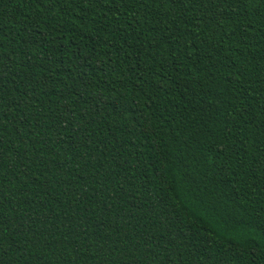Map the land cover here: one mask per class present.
<instances>
[{"label":"trees","instance_id":"trees-1","mask_svg":"<svg viewBox=\"0 0 264 264\" xmlns=\"http://www.w3.org/2000/svg\"><path fill=\"white\" fill-rule=\"evenodd\" d=\"M0 264H264V0H0Z\"/></svg>","mask_w":264,"mask_h":264}]
</instances>
